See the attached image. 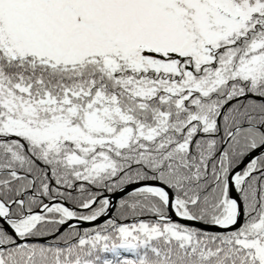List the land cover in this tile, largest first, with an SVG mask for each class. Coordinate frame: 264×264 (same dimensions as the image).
<instances>
[{"label": "snow or ice", "instance_id": "6c2138e0", "mask_svg": "<svg viewBox=\"0 0 264 264\" xmlns=\"http://www.w3.org/2000/svg\"><path fill=\"white\" fill-rule=\"evenodd\" d=\"M0 264H264V0H0Z\"/></svg>", "mask_w": 264, "mask_h": 264}, {"label": "water", "instance_id": "95a60500", "mask_svg": "<svg viewBox=\"0 0 264 264\" xmlns=\"http://www.w3.org/2000/svg\"><path fill=\"white\" fill-rule=\"evenodd\" d=\"M100 222H102V221H100ZM85 227H88L89 225H84Z\"/></svg>", "mask_w": 264, "mask_h": 264}]
</instances>
